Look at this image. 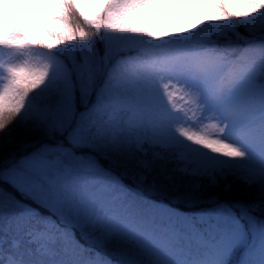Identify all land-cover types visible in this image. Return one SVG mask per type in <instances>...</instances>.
<instances>
[{
    "label": "snow or ice",
    "instance_id": "snow-or-ice-1",
    "mask_svg": "<svg viewBox=\"0 0 264 264\" xmlns=\"http://www.w3.org/2000/svg\"><path fill=\"white\" fill-rule=\"evenodd\" d=\"M0 264H264V0H0Z\"/></svg>",
    "mask_w": 264,
    "mask_h": 264
},
{
    "label": "trees",
    "instance_id": "trees-1",
    "mask_svg": "<svg viewBox=\"0 0 264 264\" xmlns=\"http://www.w3.org/2000/svg\"><path fill=\"white\" fill-rule=\"evenodd\" d=\"M13 136L15 137V142L9 145V151H19L21 153L24 151L23 147L21 146L23 142L38 139L37 137L30 136L23 127L17 128L13 133Z\"/></svg>",
    "mask_w": 264,
    "mask_h": 264
}]
</instances>
